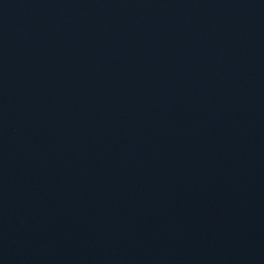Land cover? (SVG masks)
Listing matches in <instances>:
<instances>
[{"label":"water","instance_id":"95a60500","mask_svg":"<svg viewBox=\"0 0 264 264\" xmlns=\"http://www.w3.org/2000/svg\"><path fill=\"white\" fill-rule=\"evenodd\" d=\"M0 264H264V0H0Z\"/></svg>","mask_w":264,"mask_h":264}]
</instances>
